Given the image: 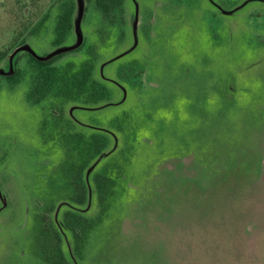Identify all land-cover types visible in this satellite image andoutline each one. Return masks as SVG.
Instances as JSON below:
<instances>
[{"label":"rangeland","instance_id":"1","mask_svg":"<svg viewBox=\"0 0 264 264\" xmlns=\"http://www.w3.org/2000/svg\"><path fill=\"white\" fill-rule=\"evenodd\" d=\"M0 264H264V0H0Z\"/></svg>","mask_w":264,"mask_h":264},{"label":"clouds","instance_id":"2","mask_svg":"<svg viewBox=\"0 0 264 264\" xmlns=\"http://www.w3.org/2000/svg\"><path fill=\"white\" fill-rule=\"evenodd\" d=\"M190 103V101L186 99H180L178 101L177 109L176 111H172L169 109L162 108L158 111L156 119L157 120H163L165 123H172L177 118L179 121L184 122L191 119V114L187 110V105ZM211 103V101H210ZM141 134L146 135L147 133L142 132Z\"/></svg>","mask_w":264,"mask_h":264},{"label":"trees","instance_id":"3","mask_svg":"<svg viewBox=\"0 0 264 264\" xmlns=\"http://www.w3.org/2000/svg\"><path fill=\"white\" fill-rule=\"evenodd\" d=\"M115 1L122 3V0H115ZM97 2L100 6H102L103 0H97ZM103 8H105V7H103ZM72 12H73V6L70 7V9L67 11V13H65L63 16H61L60 21H59V25L57 27V30H58L59 36H60L57 42H60L62 40L63 36L68 31V24L70 22V17L72 15ZM51 63H52L51 61L45 62V61L37 60L33 56L31 57V64L34 67H43V66H47L48 64L50 66Z\"/></svg>","mask_w":264,"mask_h":264}]
</instances>
